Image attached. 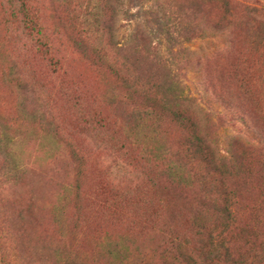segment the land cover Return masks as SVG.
Instances as JSON below:
<instances>
[{
    "label": "trees",
    "instance_id": "1",
    "mask_svg": "<svg viewBox=\"0 0 264 264\" xmlns=\"http://www.w3.org/2000/svg\"><path fill=\"white\" fill-rule=\"evenodd\" d=\"M53 2V25L40 0L0 7V97L13 95L19 128L37 126L47 140L38 161L73 173L51 221L56 237L44 236L56 249L40 264H264V10L234 0ZM210 38L211 52L187 48ZM58 41L91 68L115 114L97 111L70 77ZM190 73L199 99L185 94ZM0 119V263L27 264L13 259L21 245L5 188L29 156L24 131L10 135ZM228 126L244 138L222 142ZM93 155L108 171L89 186Z\"/></svg>",
    "mask_w": 264,
    "mask_h": 264
},
{
    "label": "rangeland",
    "instance_id": "2",
    "mask_svg": "<svg viewBox=\"0 0 264 264\" xmlns=\"http://www.w3.org/2000/svg\"><path fill=\"white\" fill-rule=\"evenodd\" d=\"M178 1L190 5L199 0ZM54 2L52 7H50L49 4L50 0H40V3H38L41 18L48 25H53V17L50 15L49 11L51 10L53 13L55 10ZM213 4H215V1H213L211 6H213ZM4 5L5 0H0V7ZM234 5L237 8L248 6L250 8L256 7L264 10V0H234ZM2 17L4 16L0 8V18ZM259 22L261 25L264 24L262 20H259ZM120 23L121 21L119 24ZM128 30L129 28L127 27L120 28L118 31V38H122ZM214 42L215 39L212 38L196 40L192 44L187 45V48L195 55L199 53H208L214 49L216 44V42ZM57 44L58 57L64 61L70 77L93 96L96 110L104 114H115V110L108 107L109 103L104 93L106 88L99 83L91 68L77 59L76 55H74L68 47L64 45L61 46L60 42ZM235 55V53H229V57L231 58ZM185 85L186 96L199 99L200 89L196 85L194 75L191 73L187 75ZM7 91L9 92L8 89ZM199 106L204 108V110L206 109V106L202 104L201 101H199ZM0 116L6 123L9 121V123H12L13 126H11L10 135L19 136L18 134L24 131L23 135L19 136L20 139L24 141L23 145L20 146L23 149L25 159L29 156L27 159L28 167L23 171L24 173L21 174L20 172L18 180L9 182L10 184H7L5 188V208L6 211L10 212L12 225L16 227L12 228V231L15 233L16 237L20 238L21 245L20 253L13 259L14 261L17 260L19 263L40 264L45 257L49 254H53L56 249L54 241L49 242V240L44 239V236L46 234H51L52 237H56L57 232L51 228V221L55 216L54 210L63 198L64 187L73 184V173L64 170L65 163L62 160H58L54 165H49V160L46 162L38 161L41 154V147L42 145L47 147V140L45 142L42 141L41 132L38 130L37 126L19 128L18 125L20 122H16L19 114L16 107V100L13 95L8 96L5 93V96L0 97ZM69 124L74 126L75 123ZM16 126L18 129H16ZM239 129L240 128L237 126L226 127L220 132L221 141L225 143L229 138H244V135L239 132ZM76 141L80 143L81 139ZM21 148H17V150L21 152ZM43 149L44 147L42 150ZM92 158V163L88 167L89 186H92L98 180H104L108 171L107 165H98V155H93ZM61 205H64V203ZM179 222L184 223V218L179 220L178 223ZM20 224L23 225L22 231L18 228ZM107 233L110 234L109 237L111 241H125V239H121V235H118L114 231L109 230ZM141 241L142 240L139 239L138 244L141 243Z\"/></svg>",
    "mask_w": 264,
    "mask_h": 264
}]
</instances>
